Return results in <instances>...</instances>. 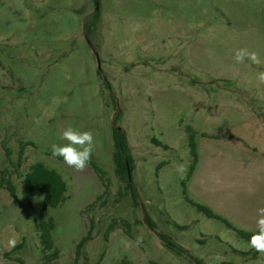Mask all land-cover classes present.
I'll return each mask as SVG.
<instances>
[{"label":"rangeland","instance_id":"1","mask_svg":"<svg viewBox=\"0 0 264 264\" xmlns=\"http://www.w3.org/2000/svg\"><path fill=\"white\" fill-rule=\"evenodd\" d=\"M238 49L257 52L261 63H236ZM260 72L264 0H0V264H195L164 247L145 214L203 264H264V254L254 256L247 241L185 198L238 229L258 231ZM116 115L136 198L115 171ZM68 127L94 135L91 160L108 188L99 200L104 186L90 165L77 172L52 157L51 145L67 143ZM188 128L198 152L190 180ZM36 162L67 184L66 200L46 212L59 251L51 263L34 228L43 195L35 191L31 205L21 198L22 178ZM2 178L14 184L17 202ZM91 221V238L75 260ZM12 239L22 246L13 250Z\"/></svg>","mask_w":264,"mask_h":264},{"label":"trees","instance_id":"2","mask_svg":"<svg viewBox=\"0 0 264 264\" xmlns=\"http://www.w3.org/2000/svg\"><path fill=\"white\" fill-rule=\"evenodd\" d=\"M95 20L98 18V14L94 13ZM118 121V115H116L113 118V127H112V138L114 143V164H115V171L118 175L122 176L125 179L126 187L131 191L133 198H136V190L134 187V184L131 180V152L128 146L126 134L123 129L117 126ZM189 130V153L191 156V163L189 165V170L187 173V178H189L195 168V165L197 163V151H196V143L194 140V133ZM152 141L157 146H162L163 148H167V145H163L161 142H159L156 139H152ZM22 154L20 153V156ZM62 160V158L58 157ZM93 171L97 174L100 181L102 182L104 186V191L101 195L97 197V200L103 197L105 193H107V185H106V179L105 174L102 171L99 166L91 160L90 164ZM129 171V173H128ZM1 185L4 186V188L9 193L10 197L14 202L18 201L17 194H16V188L14 184L9 181L8 179H1ZM182 185L185 186V183L182 182ZM35 191H39L43 195V202H42V208L40 215L38 219L34 222V228H35V234L37 235L41 251L43 253V259L47 263H51L53 260L57 259L59 255L58 249L55 248L54 242L52 239V230L54 229V221L53 218L50 216H47L46 212L48 209L56 208L60 206L65 200H66V192H67V184L62 178V176L57 173L53 169L47 168L43 163L36 162L32 164L28 171L24 174L22 178V189H21V198L22 200L28 204L31 205L32 203V197L33 193ZM185 189H183V194L185 195ZM186 201L189 202L193 207L196 208V210L200 213H202L205 217L210 219H215L221 221L227 228L233 230L238 238L249 241V238L251 235L257 233L256 232H247L241 229H238L231 225L228 221L223 219L221 216L214 213L210 208L207 206L198 204L190 200L187 196H185ZM145 222L147 223L148 227L155 231L158 238L161 240L164 247L172 251L177 256H187L192 262L195 264H203L202 261L192 258L190 255L187 254V251L180 246L178 243H176L172 238L167 236L166 234L162 232L156 231V224L150 219V217L145 214L144 216ZM127 229L125 230V234L129 238H133L132 234L129 231V224L125 223ZM93 228V222L91 221L90 227L87 231V234L78 244L76 245V254H75V260L80 256L81 250L84 246V244L91 238V230ZM115 229V223L112 222L109 224L107 229L104 233V239L107 241L108 235L110 232H112ZM22 245L19 244L13 248V250L19 249ZM246 254V253H242ZM258 253L254 251V256H256ZM75 263V262H74ZM18 264H24L21 260H18ZM118 264H130V262L126 259H123Z\"/></svg>","mask_w":264,"mask_h":264},{"label":"clouds","instance_id":"3","mask_svg":"<svg viewBox=\"0 0 264 264\" xmlns=\"http://www.w3.org/2000/svg\"><path fill=\"white\" fill-rule=\"evenodd\" d=\"M246 59L253 64L258 65L261 63L259 54L255 51H249L247 49H238L235 51L234 60L236 63H243ZM257 80L259 83L264 84V72L257 74ZM62 138L67 143L64 145H51L52 157H60L69 168L77 172H83L89 166L94 151L93 133L91 131H79L68 127L63 131ZM256 227L258 231L251 235L248 243L257 253L264 254V208L257 209ZM142 239L143 237H137V245L142 242ZM9 243L15 246L16 240L12 239ZM130 244L131 242H128V246ZM216 259L221 260L222 257L217 256Z\"/></svg>","mask_w":264,"mask_h":264},{"label":"crops","instance_id":"4","mask_svg":"<svg viewBox=\"0 0 264 264\" xmlns=\"http://www.w3.org/2000/svg\"><path fill=\"white\" fill-rule=\"evenodd\" d=\"M257 127H258V129L260 130V131H262L263 133H264V125H256ZM196 151H197V144H196ZM197 157H198V152H197ZM197 165H198V160H197V163H196V165H195V168H194V170H193V172H192V174H191V176L188 178L189 180L193 177V175L195 174V171H196V167H197Z\"/></svg>","mask_w":264,"mask_h":264},{"label":"water","instance_id":"5","mask_svg":"<svg viewBox=\"0 0 264 264\" xmlns=\"http://www.w3.org/2000/svg\"><path fill=\"white\" fill-rule=\"evenodd\" d=\"M128 173H129V171H128Z\"/></svg>","mask_w":264,"mask_h":264}]
</instances>
